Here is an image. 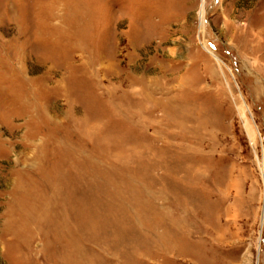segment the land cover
<instances>
[{
    "label": "rangeland",
    "instance_id": "374dc122",
    "mask_svg": "<svg viewBox=\"0 0 264 264\" xmlns=\"http://www.w3.org/2000/svg\"><path fill=\"white\" fill-rule=\"evenodd\" d=\"M0 264H264V0H0Z\"/></svg>",
    "mask_w": 264,
    "mask_h": 264
}]
</instances>
